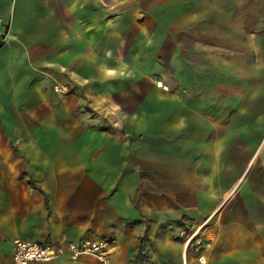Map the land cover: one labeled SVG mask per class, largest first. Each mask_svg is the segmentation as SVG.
<instances>
[{
  "label": "crops",
  "instance_id": "1",
  "mask_svg": "<svg viewBox=\"0 0 264 264\" xmlns=\"http://www.w3.org/2000/svg\"><path fill=\"white\" fill-rule=\"evenodd\" d=\"M96 236L264 264V0H0V264Z\"/></svg>",
  "mask_w": 264,
  "mask_h": 264
},
{
  "label": "built area",
  "instance_id": "2",
  "mask_svg": "<svg viewBox=\"0 0 264 264\" xmlns=\"http://www.w3.org/2000/svg\"><path fill=\"white\" fill-rule=\"evenodd\" d=\"M201 243V238L197 236V229L188 233L185 239L186 249L189 244L198 248ZM109 244V238L104 236L82 238L76 242H68L66 245L36 239L16 238L11 255L15 263L28 264L29 262L49 261L61 253H65L71 258H78L81 254L89 253L97 257L99 264H112ZM179 264H188L186 253L183 254Z\"/></svg>",
  "mask_w": 264,
  "mask_h": 264
},
{
  "label": "trees",
  "instance_id": "3",
  "mask_svg": "<svg viewBox=\"0 0 264 264\" xmlns=\"http://www.w3.org/2000/svg\"><path fill=\"white\" fill-rule=\"evenodd\" d=\"M187 233H190V230L187 231ZM141 249H142V244L140 245V252L137 255H135L134 258H133V260H134L133 263H136L140 258H142V259L144 258L143 254L141 252Z\"/></svg>",
  "mask_w": 264,
  "mask_h": 264
},
{
  "label": "rangeland",
  "instance_id": "4",
  "mask_svg": "<svg viewBox=\"0 0 264 264\" xmlns=\"http://www.w3.org/2000/svg\"><path fill=\"white\" fill-rule=\"evenodd\" d=\"M197 228H198V227H196V228H194V229H197ZM194 229H193V230H194ZM190 232H192V231L190 230ZM187 235H188V233H185V234H184V241H185ZM197 236H199V238H201V240H202V237L199 235L198 232H197ZM201 244H202V243H201ZM201 244H200V245H201ZM200 245H199V246H200ZM199 246H198V248H199ZM189 248H190V249H191V248L193 249V248H196V247L193 246V245H190V244H189L187 249H189ZM198 248H196V249H198Z\"/></svg>",
  "mask_w": 264,
  "mask_h": 264
}]
</instances>
